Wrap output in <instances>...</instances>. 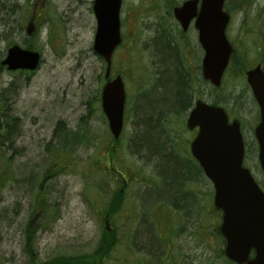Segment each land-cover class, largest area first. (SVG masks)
Returning a JSON list of instances; mask_svg holds the SVG:
<instances>
[{"label":"rangeland","instance_id":"374dc122","mask_svg":"<svg viewBox=\"0 0 264 264\" xmlns=\"http://www.w3.org/2000/svg\"><path fill=\"white\" fill-rule=\"evenodd\" d=\"M181 1L122 0L120 19L123 40L112 57L111 77L122 76L126 91L122 137L118 140L119 155L113 161L114 166L126 174L125 179L134 167L129 164V152L124 139L135 125L132 117L135 116L136 109L138 106L142 107V101L165 100L157 96L163 93V89L157 85L154 57L152 59V39L158 28L155 25L156 15L166 20V12L162 10L171 9V2L176 4ZM228 1V5L237 3L231 12L228 38L236 48L246 50L249 64L255 65V60L264 55V44L260 54L253 45L258 43L257 40H264V0ZM14 2L7 0V4ZM17 2L21 5L23 0ZM38 4L44 11L38 12L32 20L23 17L19 9L15 14H0V63L12 45L24 48L26 43H30L33 50L40 54V64L32 72H9L0 64V125L5 124L8 117L16 118L9 127L13 140L6 142L3 139L0 147V170L4 169L7 162L5 168H8L9 174V179L0 192V264L28 263V256L23 253L24 227L27 221L35 225L40 223L41 226L35 235V264H42L56 256L91 253L102 232L106 231L105 228L109 229L108 224L104 225L103 216L95 214L96 206L102 207L105 201L116 200V192L121 197L124 196L123 200L128 201L139 193L142 197L146 189L141 186L139 179L136 180L138 183L132 184L122 180L118 182L105 172L104 167L95 164L108 144V139L112 137L100 109V102H97L106 80L105 64L92 49L96 31L92 13L93 0H38ZM45 16L48 17L46 21L43 18ZM30 25L33 28L27 34L26 27ZM250 26L253 27L251 30ZM254 29L258 33H247ZM261 62L264 68V58ZM248 68L225 74L220 89L217 90L202 80L197 88L198 92H193L191 103L197 99L210 103L219 97L221 105L226 106L231 117L240 120L245 143L244 165L255 180L262 184L264 177L258 165L257 146L253 137L258 113L246 79L243 78ZM181 74L185 78V74ZM191 74L197 76L195 71ZM138 91L144 93L137 96ZM187 100L188 93H185L182 105ZM178 111L176 108L168 110L170 117L166 122L163 121V125L173 137L178 138L177 141L186 150L195 131L184 127L186 112ZM153 120L155 123L152 125L157 132H161L160 121ZM58 123L62 124L63 129L84 130L86 139L80 147L69 148L72 159L70 165L59 172H49L52 158L47 147L52 149L57 146L54 131ZM1 132L0 130V139ZM112 145L109 143L108 147L113 148L114 143ZM107 161L108 157H105V162ZM144 166L145 163L141 160L135 165L136 168H142V180L152 175L151 169ZM44 176L48 178L43 180ZM193 187L198 193H202L205 205L208 200L212 201L213 188L210 182L195 181ZM40 189L43 193L42 206H47L50 210L45 218L41 215L40 207H37L41 204L36 197ZM125 205L122 204L121 208L115 204L113 207L118 209L120 206V212ZM130 205L132 209L136 208L133 203L128 206ZM147 206L144 202L141 215L145 214L149 218ZM173 209L172 206L171 214ZM162 211L165 215V211ZM173 215L175 218L174 213ZM163 217L161 223L159 220L156 224L159 226H155L160 233L168 228ZM214 219V214H207L206 224L215 222ZM121 220L114 221V226L119 230ZM151 221L154 224L153 219ZM202 223L204 222L201 221L200 224ZM144 224L147 229V223ZM200 224L193 228L187 221L184 225L174 227L172 231H179L178 234L182 235L180 239L173 238L177 247L185 245L194 261H203L204 264L214 257L218 245L217 242L213 245L208 231L205 232L206 237H202L204 240L200 235H190L201 229ZM123 229L128 231L127 228ZM153 230L150 227V231ZM131 260L133 258H129L128 262ZM113 263L120 264L119 261Z\"/></svg>","mask_w":264,"mask_h":264},{"label":"trees","instance_id":"16d2710c","mask_svg":"<svg viewBox=\"0 0 264 264\" xmlns=\"http://www.w3.org/2000/svg\"><path fill=\"white\" fill-rule=\"evenodd\" d=\"M14 1V3L7 4V0H0V14L2 12L5 15H9L11 12L15 14L19 9L23 17L26 16L28 20H32L38 12L44 11L38 4V0H23L21 5L18 4L17 0ZM43 18L46 21L48 17L45 16ZM166 25L159 27L157 30L158 35L152 40V48L154 50L152 59L154 57L153 65L157 70L156 81L157 85L163 89V93L157 96L165 100H160L161 102L142 101L141 106L143 108L138 106L134 114L135 116L132 117L135 125L129 136L124 139L127 142L126 150L129 152V164L134 167L131 169V174L125 179L126 174L119 170L117 166H114L113 161L119 155V143L118 140H114L113 138L108 139V144L103 148L101 157L95 163L104 167L105 172L109 176L114 177L118 182L122 180L123 182H131L132 184L137 182V179L141 180V186L146 187L142 193V197H140L139 193L136 194L135 198L125 201L123 200L124 196L122 195L121 197L116 192L114 196L116 200L112 199L110 202L107 200L103 203L104 206H96L94 210L95 214L103 216L104 225L107 222L109 229L105 228L106 231L102 232L96 247L91 253L79 256H56L45 260L42 264H114L113 262L116 261H119L120 264H203V261L196 263L194 257L186 251V246L180 245L181 247H177V242L173 239H180L182 235L178 234L179 231H172V229H175L174 227L180 224L184 225L187 221L192 224L193 228L200 224L201 221L204 222L200 224L201 229L190 234L192 237L200 235L201 238H205V232L208 231L213 245L217 242L218 249L214 251V257L209 258V261L204 264H234L224 256V239L219 233L220 211L214 208L210 200L205 205L201 197L202 193H198L197 189L193 187L195 181L203 183L207 179L204 177L197 162L191 157L188 149L185 150L184 145L181 146L177 141L178 138L173 137L171 132L167 128L165 129L163 125V121L166 122L170 117V114L167 113L168 110L176 108L179 110L178 112H185L192 106L193 92H198L197 88L202 81L200 73L195 76L180 70L179 61L181 62L185 56H182V59L180 58L178 61L176 54L178 48V43L176 42L177 30L176 32L174 31L176 28L173 23H167ZM28 29L30 30L31 27ZM172 35H175V38ZM173 39H175L174 43ZM262 42L264 44V40ZM9 44L7 43V45ZM25 48L33 50V46L30 43H26ZM180 52L184 55V49ZM250 66L246 50L235 48L225 73H235L240 69H246ZM181 72L185 74V78H183ZM142 93L144 92H139L137 96ZM185 93H188V100L187 103L182 105ZM97 102H100V98L97 99ZM210 103L213 105L222 104L219 97H216ZM222 107L226 109V106L223 105ZM163 109L165 110L164 113ZM153 119L160 121L161 132H157L152 125V123H155ZM15 120L16 118L14 117H8L5 124L0 125V130L2 131L0 147L2 146L3 139L6 142L13 140L9 127ZM85 134L86 132L82 129L72 131L63 129L61 123L56 124L54 139L58 141L57 146L52 149L49 146L47 147L52 158L49 172L51 170L59 172L71 164L72 159L68 152H71V150L69 148L80 147L86 139ZM120 137H122V134ZM109 143H111V146L114 143V147H108ZM105 157H108L107 162H105ZM139 160L145 163L144 168L148 167L152 172V175L145 177L143 180L141 178L142 172H140L142 168L135 167ZM6 165L7 162L4 165V169L0 170V192L9 179L8 168H5ZM47 178V176H44L43 180ZM258 184L264 189V183ZM42 185L43 183L41 182L40 186ZM36 197L39 203H41L43 200L41 189L36 194ZM156 198L158 199L155 201ZM151 201L152 203H150ZM144 202L147 203V208H149L147 209L150 214L149 218L145 214L141 215V206ZM130 203L136 205V208L132 209L131 205L129 207ZM115 204H117V207L120 205L121 208L122 204L126 205L124 206V210L121 209L119 212L120 206L118 209H114L113 206ZM41 206L42 203L37 207H40L39 209L42 211V214L41 212L40 214L45 218L50 213V210L47 206ZM172 206L174 209L171 214L170 208ZM139 210L140 212H138ZM162 210L165 211V215L162 214ZM173 213L175 214V218ZM209 213L214 214L215 222L207 225L206 218ZM158 214L161 217L164 216L165 226L168 227L161 233L157 230L158 228H155L159 220L161 223V217ZM152 219L154 224L151 221ZM115 220H121L120 230L114 226ZM143 223H147L149 229H146V224L143 225ZM39 227H41L40 223L35 225L29 221H27L24 227L23 253L29 259L26 264H35L37 260L34 250L36 251L35 235ZM123 227L127 228L128 231H124ZM150 227L152 230L155 228V230L150 231ZM129 258H133V260L128 262Z\"/></svg>","mask_w":264,"mask_h":264},{"label":"water","instance_id":"95a60500","mask_svg":"<svg viewBox=\"0 0 264 264\" xmlns=\"http://www.w3.org/2000/svg\"><path fill=\"white\" fill-rule=\"evenodd\" d=\"M198 1L184 2L174 8L173 14L183 31L195 18L194 28L204 53L201 75L213 87H219L232 52L225 36L229 15L223 10L225 0H201L197 12ZM120 9L121 0H93L96 31L92 49L106 64V78L112 54L121 42ZM39 62L38 52L15 45L7 49L1 65L8 71H34ZM246 79L259 110L254 138L264 175V73L260 66L247 71ZM100 100L109 132L117 140L123 127L125 102L120 76L103 85ZM186 127L197 128L190 153L210 181L214 208L221 212L219 232L225 241L224 256L235 264H264V192L243 167L244 143L238 120L229 122L221 107L197 100Z\"/></svg>","mask_w":264,"mask_h":264},{"label":"flooded vegetation","instance_id":"af4514ba","mask_svg":"<svg viewBox=\"0 0 264 264\" xmlns=\"http://www.w3.org/2000/svg\"><path fill=\"white\" fill-rule=\"evenodd\" d=\"M185 1H187V0H182L181 3H176V4H174V2H171V4H172L171 9L162 10V12H166V15H167L166 18L167 19L165 20L164 18H161L158 15H156L157 16V19L155 20V25L156 24L158 25L157 30L159 29V27L167 26L166 25L167 23H169V24L173 23L175 25V28L176 29L174 31L176 32V30H177V33H176V42L178 43V48H177V53L176 54H177L178 61H179V59L182 56H185L183 58V60H181V62L179 61L180 70L182 72H188V73H191V72H194L195 71V73L197 72V74H199L200 73V64H201L203 52H202L201 47H200L199 42H198V33L195 30V28H194V20L195 19L193 18L190 21V23H189L188 27L186 28V30L183 31L182 28H181V26H180V24L174 18V14H173V9L176 6H181ZM200 2H201V0H199L198 1V4H197V10H196L197 12L199 10ZM228 3H229V1L226 0V2H225V8H226V11L230 14V18H232L231 12L234 11L233 10V7L237 3H231L232 5H228ZM237 9H238V7H237ZM252 28L253 27L250 26V30ZM157 30L153 34V39H155L156 36L158 35V31ZM250 30L247 32V33H249V35H254L255 33H258L256 29H254L253 31H250ZM172 36H174V38H175V35H172ZM174 40L175 39H173V43H174ZM257 41H258V43L255 42V43H253V45H254L255 51H257L258 54H260L261 53V46L263 45V43L260 42L259 40H257ZM232 46L234 47V49L236 48L235 45L233 44V42H232ZM182 49H184V55H182L181 52H180V51H182ZM155 66H156V63H155ZM154 70H155V76H157L156 75L157 70H156L155 67H154ZM263 70H264V68H263ZM19 72H25V71H19ZM190 108H188L185 111L186 112V115L188 114V111L190 110ZM257 113H258L257 116H258V120H259L258 108H257ZM194 131L196 133V130H194ZM188 151H189V148H188Z\"/></svg>","mask_w":264,"mask_h":264}]
</instances>
